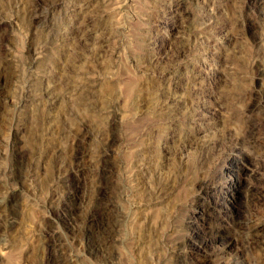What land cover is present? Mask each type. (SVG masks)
I'll list each match as a JSON object with an SVG mask.
<instances>
[{
    "label": "rangeland",
    "instance_id": "1",
    "mask_svg": "<svg viewBox=\"0 0 264 264\" xmlns=\"http://www.w3.org/2000/svg\"><path fill=\"white\" fill-rule=\"evenodd\" d=\"M0 264H264V0H0Z\"/></svg>",
    "mask_w": 264,
    "mask_h": 264
},
{
    "label": "bare ground",
    "instance_id": "2",
    "mask_svg": "<svg viewBox=\"0 0 264 264\" xmlns=\"http://www.w3.org/2000/svg\"><path fill=\"white\" fill-rule=\"evenodd\" d=\"M34 23V22H33ZM36 24V23H35ZM101 160V159H100ZM105 163V162H104ZM98 187V186H97ZM76 193V192H75ZM70 197H72V195H70ZM67 207V206H66ZM99 209V208H98ZM105 210V209H104ZM98 212V211H97ZM102 212V211H101ZM73 215V214H72ZM107 216V215H106ZM92 221V220H91ZM235 223V222H234ZM244 224V223H243ZM242 224V225H243ZM75 225V223L74 222H72V220L70 221V223H69V229L70 228H72L73 226ZM240 227V226H239ZM249 227V226H248ZM93 228V227H92ZM73 229V228H72ZM94 229V228H93ZM92 229V230H93ZM94 232V231H93ZM263 232V231H262ZM95 233V232H94ZM250 233H252L251 231H250ZM110 235V234H109ZM114 235V234H113ZM234 235V234H233ZM101 243V242H100ZM106 247V244L104 243V244H99V250H105L104 248ZM183 247V246H182ZM104 255V254H103Z\"/></svg>",
    "mask_w": 264,
    "mask_h": 264
}]
</instances>
